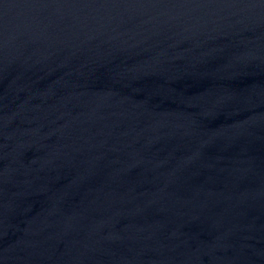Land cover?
Wrapping results in <instances>:
<instances>
[{"label":"water","instance_id":"1","mask_svg":"<svg viewBox=\"0 0 264 264\" xmlns=\"http://www.w3.org/2000/svg\"><path fill=\"white\" fill-rule=\"evenodd\" d=\"M0 264H264V0H0Z\"/></svg>","mask_w":264,"mask_h":264}]
</instances>
